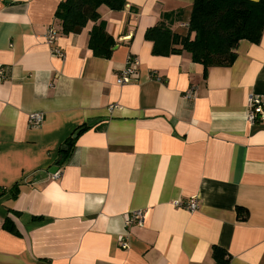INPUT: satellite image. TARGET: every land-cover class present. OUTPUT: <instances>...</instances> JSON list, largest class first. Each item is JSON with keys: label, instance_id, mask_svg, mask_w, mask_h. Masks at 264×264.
<instances>
[{"label": "crops", "instance_id": "0c3cea01", "mask_svg": "<svg viewBox=\"0 0 264 264\" xmlns=\"http://www.w3.org/2000/svg\"><path fill=\"white\" fill-rule=\"evenodd\" d=\"M61 1L0 0V264H215L216 247L229 264H264V123L247 116L248 96L264 99V32L205 73L145 37L163 20L180 28L194 0H127L99 8L116 41L104 58L94 21L47 41ZM130 55L138 75L118 84ZM136 209L145 224L127 226Z\"/></svg>", "mask_w": 264, "mask_h": 264}, {"label": "trees", "instance_id": "16d2710c", "mask_svg": "<svg viewBox=\"0 0 264 264\" xmlns=\"http://www.w3.org/2000/svg\"><path fill=\"white\" fill-rule=\"evenodd\" d=\"M127 0H63L56 15L61 22L60 31L79 33L89 21H94L90 31L89 47L96 56L110 58L115 38L107 30V23L101 19L99 8L107 5L114 10L125 8ZM164 14V19H171ZM170 21V20H169ZM188 26L172 29L166 21L147 29L145 37L153 41V53L170 55L187 50L192 59L205 66V73L211 66H229L237 57V48L241 40L248 39L258 43L264 32V0H194ZM90 122L82 127L88 128ZM75 138L70 135L65 143L68 151L61 149L63 156L72 150ZM12 195L17 197L20 190L15 185ZM5 227L14 231L9 218ZM214 255L217 261L228 264L226 253L216 247Z\"/></svg>", "mask_w": 264, "mask_h": 264}, {"label": "built area", "instance_id": "2783aa9c", "mask_svg": "<svg viewBox=\"0 0 264 264\" xmlns=\"http://www.w3.org/2000/svg\"><path fill=\"white\" fill-rule=\"evenodd\" d=\"M181 26H188L187 22H182L180 24ZM60 29L57 26H52L49 28V30L46 33V39L50 43H54L57 38L60 35ZM53 53H55L58 56L64 57V53L61 49H54ZM141 61L138 57L134 55H130L127 59L125 67L121 70L118 78L117 83L118 84H127L130 83L132 80H134L137 75L140 68ZM159 78V77H158ZM197 91L196 87H191L189 91L187 92L188 98H194L196 97ZM247 116L248 120L251 123H264V99L261 95L251 93L248 96L247 99ZM44 120V114L41 111L33 112L30 115V124L33 126H37L41 124ZM63 172L59 168L53 172L52 176L54 179H58L62 176ZM174 204L176 206L182 205L181 201H175ZM187 209L190 211H195L200 207V202L197 196H192L188 202H186V205H184ZM133 223H136L138 225H144L145 224V211L144 209H136L134 210L129 217L126 218V225H131ZM124 240V238H123ZM124 247L128 246V243L124 241L123 243ZM215 264H222L220 261H215ZM229 264V263H228Z\"/></svg>", "mask_w": 264, "mask_h": 264}, {"label": "water", "instance_id": "95a60500", "mask_svg": "<svg viewBox=\"0 0 264 264\" xmlns=\"http://www.w3.org/2000/svg\"><path fill=\"white\" fill-rule=\"evenodd\" d=\"M84 128H79V129H77L76 131H75V133L73 134V136L74 137H77L78 135H79V133L83 130ZM66 150H68V148L66 149ZM54 168V170L56 171L59 167H58V165H56L55 167H53ZM52 171V172H55V171Z\"/></svg>", "mask_w": 264, "mask_h": 264}]
</instances>
